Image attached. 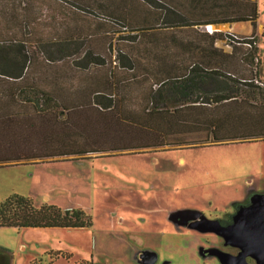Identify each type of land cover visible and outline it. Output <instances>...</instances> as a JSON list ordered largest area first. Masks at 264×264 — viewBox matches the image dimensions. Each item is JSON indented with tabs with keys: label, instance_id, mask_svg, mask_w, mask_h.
I'll return each mask as SVG.
<instances>
[{
	"label": "trees",
	"instance_id": "16d2710c",
	"mask_svg": "<svg viewBox=\"0 0 264 264\" xmlns=\"http://www.w3.org/2000/svg\"><path fill=\"white\" fill-rule=\"evenodd\" d=\"M67 2L80 7L83 16L111 27L104 35L103 52L114 53V59L106 60L102 57L104 53L100 55L94 50L91 34L82 38L83 55L76 63L85 69L109 71L108 78L114 85L119 81L123 85L127 81L138 85L150 81L146 101L139 108H127L115 94L106 98L89 93L80 94L78 107L58 109L46 107L49 97L34 94V107L26 119H13L11 110L0 109V167L42 163L67 155L99 153L95 156L98 158L135 149L155 152L206 147L224 141L264 140V84L255 82L259 80L254 64L258 58L253 47L257 0H127V5L123 0L121 11L118 7L117 11L105 12L91 8L99 0ZM21 3L26 5L27 0ZM233 22H249L252 27L249 36L229 35L227 40L232 53L239 52L242 59L249 61L248 74H232L212 67L217 55L228 54L212 41H205L204 32L198 29ZM181 29H190L191 35H182ZM212 32L217 34L215 37H222V31ZM212 32L207 33L210 36ZM100 35L97 32L96 36ZM238 46L248 48L239 51ZM40 47L38 43H0V73L19 74L24 69L54 64L49 58L52 54ZM185 53L209 55L208 79L211 82L219 77L222 92L213 93L212 89L200 92L199 87L188 84L190 77L169 74V54ZM157 63H161L162 71L154 76ZM118 69L130 72L120 78L115 71ZM171 86L175 93L172 98ZM180 145L187 147L175 148ZM141 152L145 151L127 154ZM89 225V216L81 210L62 211L53 204L36 207L29 197L17 194L0 201V227Z\"/></svg>",
	"mask_w": 264,
	"mask_h": 264
},
{
	"label": "rangeland",
	"instance_id": "374dc122",
	"mask_svg": "<svg viewBox=\"0 0 264 264\" xmlns=\"http://www.w3.org/2000/svg\"><path fill=\"white\" fill-rule=\"evenodd\" d=\"M257 5L254 64L264 84V0ZM213 27L199 29L225 50L232 47L224 33L251 34L246 23L240 29ZM216 28L223 38L208 35ZM181 30L191 35L190 29ZM128 152L137 151L0 167V201L17 194L36 207L53 204L90 218L84 227H0V264H223L199 251L200 246L222 248L219 236L176 224L170 214L234 218V224L241 221L246 202L252 205L249 213L257 211L264 202V140Z\"/></svg>",
	"mask_w": 264,
	"mask_h": 264
},
{
	"label": "crops",
	"instance_id": "0c3cea01",
	"mask_svg": "<svg viewBox=\"0 0 264 264\" xmlns=\"http://www.w3.org/2000/svg\"><path fill=\"white\" fill-rule=\"evenodd\" d=\"M125 5H127V0H125ZM118 7L121 11L123 0H99L98 5H92L91 8L105 12L108 10L117 11ZM81 13L80 7H76L74 3H68L67 0H27L26 5H22L21 0H0V43H38L47 54H52L49 58L55 62L54 64H43L40 68L24 69L19 74L0 73V109L11 110L13 119L19 120L23 117L26 119L31 115L34 107V94H44L40 96L41 98L49 97L51 100L47 102L46 107L58 109L78 107L80 94L89 93L103 95L106 98H113L115 94L121 100V104L123 102L122 105L127 108H139L146 101L150 81L145 85L127 81L123 85V81L121 84L118 80V85H114L108 78L110 77L109 71L94 68L85 69L81 68L80 63H76L83 55L81 53L82 38L91 34L94 35V41L91 40L90 44L94 50L99 51L100 55L104 53L102 57L106 60L114 59V53L103 52L106 47L104 35L111 27L98 24L93 18L85 17ZM243 23L248 25L246 28L251 33L252 27L249 22L217 23L209 24V26L229 24L232 28L240 29V24ZM214 31L221 30L216 28ZM97 32L101 34L99 37L96 36ZM88 39L90 40V38ZM205 41L209 42V39L205 37ZM222 50L228 56L217 55L216 64L212 67L216 66L217 69L221 68V71L227 70L232 74L249 73V61L242 59L239 52L232 53V48ZM141 59L144 58L141 57ZM167 60L170 75L177 73V75H184L186 78L190 77L191 80L188 84L193 83L195 87H199L200 92L208 93L210 89L213 90V93L222 92V86L218 83L219 77L211 82L208 79L210 70V65L207 62L208 54H169ZM225 61H228L227 65ZM160 64H155L154 76L161 75ZM115 71L120 78L130 72L119 69ZM258 76L261 78L260 73ZM169 93L171 98L174 97L173 89ZM175 147L185 148L187 146ZM164 148H168V146ZM146 150L151 151L152 149H135L134 151ZM81 155L85 154L58 158H73Z\"/></svg>",
	"mask_w": 264,
	"mask_h": 264
},
{
	"label": "water",
	"instance_id": "95a60500",
	"mask_svg": "<svg viewBox=\"0 0 264 264\" xmlns=\"http://www.w3.org/2000/svg\"><path fill=\"white\" fill-rule=\"evenodd\" d=\"M196 228L212 231L222 236L228 243L242 249V254L232 256L221 254L223 264H246L244 258L250 255L257 264H264V209H258L254 215L229 226H222L214 220L204 219ZM212 253H219L212 250Z\"/></svg>",
	"mask_w": 264,
	"mask_h": 264
},
{
	"label": "flooded vegetation",
	"instance_id": "af4514ba",
	"mask_svg": "<svg viewBox=\"0 0 264 264\" xmlns=\"http://www.w3.org/2000/svg\"><path fill=\"white\" fill-rule=\"evenodd\" d=\"M252 205L250 202H246V204H243L242 205V208H244V212L245 213H242V215L240 216L239 220H244L252 215L255 214L254 213H249L248 210L249 208H251ZM264 207V202H261L260 203V206H259V209L263 208ZM233 215H231L232 217ZM170 218H173V221L176 223V224H179V225H184L186 227H188L189 229L193 230V231H196V232H200V233H206V232H211L217 236H219L222 240V245L223 247H227L228 250H223L222 248H218V247H199V251L201 252V254L203 256H206V255H214L219 261H221V254H224V253H227V254H230L232 256H239L242 254V249L235 246V245H232L230 243H228L222 236L216 234L215 232H212V231H202L198 228H196L195 226L200 223L202 220L204 219H209V218H205L203 215L201 214H198V213H186V214H182V213H175V214H170ZM210 219H214V221H216L217 223H219L220 225L222 226H229L231 224H233V222L235 221L234 218H230L229 220H224V219H217V218H210ZM230 249V250H229ZM212 250H216L218 251L219 253H212L211 251ZM246 264H257L256 262V259L253 258L252 256L250 255H246L245 258H244Z\"/></svg>",
	"mask_w": 264,
	"mask_h": 264
},
{
	"label": "built area",
	"instance_id": "2783aa9c",
	"mask_svg": "<svg viewBox=\"0 0 264 264\" xmlns=\"http://www.w3.org/2000/svg\"><path fill=\"white\" fill-rule=\"evenodd\" d=\"M209 25H206L205 26V28H207ZM225 34V40H226V42H227V40H228V38H229V35H231L232 37H236V34H234L233 32H228V33H224ZM255 82L257 83V84H260V85H262V82L261 81H259V80H255Z\"/></svg>",
	"mask_w": 264,
	"mask_h": 264
}]
</instances>
